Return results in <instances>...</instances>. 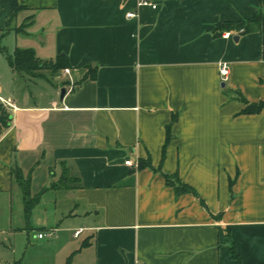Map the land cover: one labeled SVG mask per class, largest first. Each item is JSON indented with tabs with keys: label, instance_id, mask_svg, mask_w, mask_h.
<instances>
[{
	"label": "crops",
	"instance_id": "crops-1",
	"mask_svg": "<svg viewBox=\"0 0 264 264\" xmlns=\"http://www.w3.org/2000/svg\"><path fill=\"white\" fill-rule=\"evenodd\" d=\"M147 1L157 10L138 0H0V37L43 61L65 57L71 71L35 103L25 85L7 97L0 85L10 115L0 134V233L23 232L28 244L29 233L39 243L83 236L76 264H237L230 241L242 264H264V109L239 115L233 93L264 101V0ZM236 22L253 31L212 32ZM93 69L96 78H85ZM14 171L39 196L29 218ZM64 173L75 181L52 188Z\"/></svg>",
	"mask_w": 264,
	"mask_h": 264
},
{
	"label": "rangeland",
	"instance_id": "rangeland-1",
	"mask_svg": "<svg viewBox=\"0 0 264 264\" xmlns=\"http://www.w3.org/2000/svg\"><path fill=\"white\" fill-rule=\"evenodd\" d=\"M25 26L26 25H21L18 30H23ZM15 46H17L16 41L12 36H4L3 38L0 37V48L6 50L7 54H13ZM42 63H45V65H47L48 67L44 70L36 72V75L38 78L44 75L48 76L49 81L38 80L36 79L37 77L22 78L21 76L13 75V72L11 71L7 63L6 54L0 51V85H2V87L4 88L3 96L7 97V94L11 92L19 94L21 93L22 86L25 85L26 87L30 88L31 93L33 94L34 98L31 102L35 103L38 100V93L40 92V90L42 91L45 90L46 87L56 86L57 80L55 81L56 78L54 77L55 75L52 71L53 64L47 61H43ZM60 80L62 81L63 78H61ZM39 82H41V84ZM73 177L74 176H72V174H69V179L75 181V177ZM52 180H50L51 183L53 182ZM51 183L47 184V191L40 195V201L42 202V200L45 199L44 204L46 205L51 204L50 202L52 200L53 191L50 187ZM73 183L75 184V182ZM58 203L60 202L58 201ZM60 205L61 203L58 204V211H61L62 209V206ZM59 236L60 233H56L55 237H53L52 239H46L45 241L39 243L36 242L37 236L34 237V234L29 233L28 237L30 239V244H28L27 235L23 232L16 233L14 235V238L8 236L7 234L0 233V264H13L12 259L15 260L14 264H43L46 261L50 262L52 259L55 260V264H76L75 252L72 253V251L74 248L79 246L84 237L82 236L80 240L73 239V242H69V240H67V238L65 237L62 239H58Z\"/></svg>",
	"mask_w": 264,
	"mask_h": 264
},
{
	"label": "trees",
	"instance_id": "trees-1",
	"mask_svg": "<svg viewBox=\"0 0 264 264\" xmlns=\"http://www.w3.org/2000/svg\"><path fill=\"white\" fill-rule=\"evenodd\" d=\"M18 10H21V7L15 5L12 9L13 16L16 15ZM252 22L256 24V27L259 28L261 25V17L258 16ZM242 29L244 30L243 31L244 33L253 31V28L247 26L245 23L236 22V23H219L214 27L212 32L215 36H219L222 32L227 30H242ZM0 51L6 54L7 63L11 71L13 72V75L15 76H21L22 78H26V77L35 78L37 77L36 72L44 70L48 67L47 65H45V63H42L43 61L41 59L37 58L35 52L32 49L16 48L13 54L11 55L7 54L6 50L2 48H0ZM50 63L53 64L52 71L54 75L60 73L62 70H65L69 67L68 61L66 60L65 57H60L56 62L50 61ZM96 76H97V69H93L90 71V74H88V76H86L85 78L95 79ZM233 93L237 98V100L244 105V108L239 113V115H255L261 113L262 110L264 109V101L258 103H251L239 91H233ZM9 122H10V115L7 112V110L3 107V105L0 104V134L2 133L3 129H5L9 125ZM169 138L170 135L168 129L166 144L163 148V157H165L166 146L167 143L169 142ZM138 167L152 168L150 161L147 162L141 161ZM13 174L22 188L25 217L29 218L34 206L39 201V196L32 195L30 188V178L25 179L19 171H14ZM163 175L166 179L167 184L175 188L176 194L178 195L192 194L201 202V204L205 208H207L206 203L204 202V200L200 198V196L193 187L181 182L177 176H170L166 174ZM63 178L64 179L60 184L53 185L52 188L61 189L65 186H68L69 178L67 173H64ZM232 185H233V181L230 182V186ZM230 243H231L230 253L232 258L237 262V264H242L241 257L239 256L234 243L232 241H230ZM84 245L85 243L83 244V246Z\"/></svg>",
	"mask_w": 264,
	"mask_h": 264
},
{
	"label": "built area",
	"instance_id": "built-area-1",
	"mask_svg": "<svg viewBox=\"0 0 264 264\" xmlns=\"http://www.w3.org/2000/svg\"><path fill=\"white\" fill-rule=\"evenodd\" d=\"M137 5H138V7H141V8L142 7H149L151 9H153V10H157V8H158L156 3H153V2H150V1H147V0H138V4ZM135 17H137V14L134 13V12H130V13L127 14V18L131 19V18H135ZM243 31H244L243 29L240 30V33H242ZM219 71H220V76L222 77V80L224 82H226L228 80V78H229V75H230L229 66L226 63H222V64L219 65ZM64 73L66 75H70L71 71H70V69H65ZM69 86L70 87H69L68 91H71L73 86L71 84ZM3 103H5V102H3ZM6 104L8 106H10L9 103H6ZM125 164L127 166H131V167L133 166V163L130 160L126 161ZM82 231H83L82 229L75 231L74 237L77 238L82 233ZM51 236H52V233H41V234L38 235V237L40 239L47 238V237L49 238Z\"/></svg>",
	"mask_w": 264,
	"mask_h": 264
},
{
	"label": "water",
	"instance_id": "water-1",
	"mask_svg": "<svg viewBox=\"0 0 264 264\" xmlns=\"http://www.w3.org/2000/svg\"><path fill=\"white\" fill-rule=\"evenodd\" d=\"M238 40H239V37L234 38V41L238 42ZM222 86L224 87L225 85L223 84ZM65 93H66V91L62 90V98L65 96Z\"/></svg>",
	"mask_w": 264,
	"mask_h": 264
}]
</instances>
